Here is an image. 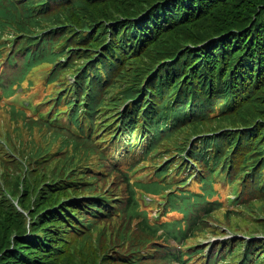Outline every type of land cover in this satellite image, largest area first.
Returning <instances> with one entry per match:
<instances>
[{"label":"trees","instance_id":"16d2710c","mask_svg":"<svg viewBox=\"0 0 264 264\" xmlns=\"http://www.w3.org/2000/svg\"><path fill=\"white\" fill-rule=\"evenodd\" d=\"M176 1V6L167 4L154 12V21L146 25L135 42H131L126 40L123 17H126L127 7L121 0H0V91L9 96L16 91L15 84L22 87L27 81L33 85V79L37 77L49 83L47 90L50 83L61 82L66 87L62 99H77L74 110H69L72 118L79 122L83 117L78 109L82 97H85L86 118L90 127L95 128L83 139L77 137L76 152L51 165L52 169L47 173L43 171L39 176V167H32L29 178L33 179L24 176L22 188L19 183L23 170L17 173L15 192L19 194L21 207L28 212L30 226L27 227L26 216L13 204L0 211V264H79L74 259L77 248L94 236L100 238L105 230L101 223L112 218L117 208L124 215L114 232L113 241L123 237L124 242L115 245L98 264L199 263L201 259L194 246H190L193 243L190 237L206 231V222L221 208V201L209 199L217 192L214 170L218 166L223 167L230 182L237 180L241 189L253 185L243 189L246 194L243 201H238L246 211L251 210L248 200L264 199V84L258 90L263 99L260 103L255 101L252 106H245L229 102L217 107L230 94L208 99L201 97L195 92L193 76L183 71L190 73L208 67L213 74L216 49L210 48V44L194 58H183V53H187L181 50L185 47L186 30L190 26L195 33L187 40L194 43L231 31L223 38L225 46H229L228 41L232 39V44L238 47L239 41L246 37L240 48L254 64L255 53L260 49L262 65L256 67L261 71L260 79L264 83V0ZM13 37L15 40L11 45ZM136 44H140L138 50ZM62 55L67 56V64L61 62ZM103 59L106 60L101 62ZM166 59H169L167 63L161 65L149 80L152 100L142 101L143 96L139 99L141 107L148 105L147 109L141 112L137 102L128 107L122 129L117 128L118 120L110 123L117 115L118 103L124 97H138L143 91L140 85L144 75L155 63ZM99 64H105L104 68L100 69ZM8 69L14 73L9 78L10 86L6 87L2 82L9 76ZM106 69L109 70L104 73ZM71 70L77 72V77L70 82L66 73ZM104 74L106 89L98 90ZM159 82H163V86L156 90ZM172 86L178 90L163 101L164 93ZM56 88L55 85L50 91V97ZM189 103V111L183 112ZM153 111L155 114L162 111L160 119L150 117ZM170 115L173 120L168 124ZM243 115L250 116V120ZM166 118V127L159 130L160 120ZM82 123L86 125L84 120ZM224 128L209 138L200 137L190 147L185 142L186 155L198 168L194 183L195 186L201 185L202 193L187 189L188 184L182 179L171 186L165 205L176 209L174 211L181 213L182 218L167 219L150 226L143 216H139L143 225L138 232L132 225L137 204L135 192L126 184V181L130 184L134 171L140 169L138 165L124 164L118 168L117 163L123 162L120 159L113 165L104 161L79 164L83 156L88 158L90 154L106 160L125 157L123 160L127 161L136 156L126 155V150L132 152L139 145H145L141 155H146L145 161L149 162L140 172L153 173L158 179L155 190H163L170 185L163 182L172 167L164 165L159 168L156 163H150V157L156 151L161 153L166 139L173 135L177 147L181 137L213 133ZM98 133H102L106 141L95 140L94 135ZM104 142L108 145L102 146ZM121 150L123 154H119ZM2 160L12 170L20 165L9 160L8 154L2 156ZM40 162L36 160L35 164ZM183 165L181 161L178 167ZM183 168L192 169L189 165ZM116 175L117 182H114ZM93 213L97 215L94 218ZM98 229L101 231L96 233ZM157 231L164 234L158 235ZM171 239L176 241L177 248L169 243ZM257 244L251 243L247 251L241 252V264H253L260 258L264 244L262 249L254 251ZM220 257L221 251L215 247L209 261L215 264ZM234 258H239L237 250Z\"/></svg>","mask_w":264,"mask_h":264},{"label":"rangeland","instance_id":"374dc122","mask_svg":"<svg viewBox=\"0 0 264 264\" xmlns=\"http://www.w3.org/2000/svg\"><path fill=\"white\" fill-rule=\"evenodd\" d=\"M7 71L8 74L14 73L13 70L11 69H8ZM20 115H21L22 123L25 125L24 128L25 130L20 133L19 132L15 133L17 144L18 145L23 144V147L17 151L18 155H20L21 157L31 156L32 158H36L37 148L39 146H41L40 154L51 155L55 152L63 151V149L66 146L65 139L69 135L65 129H62L58 126L42 125L37 122L35 124L28 123L27 119L26 118L24 119V113L22 112V114ZM42 147H45V149H43ZM22 170H23V166L20 164L15 167V170L12 174L6 173L4 175V180L7 183L8 190L13 191L15 189V184L18 180L17 173L21 172ZM231 193L232 192H230L229 194ZM248 198H250V196H248ZM263 203L264 202L261 201L260 199H255L251 201V209L254 210L255 213L260 215L264 207ZM132 221H133L132 224L133 228H135V230L138 232V230H140L141 226L143 225L142 219L138 218V219H133ZM255 225L257 226V224ZM157 232L158 235L164 234L163 231H157ZM257 233H259L260 235L264 234L262 232H257ZM212 236L213 235H211L210 237ZM169 243H171V245L174 248H177V243L174 239H171ZM168 264L170 263L168 262ZM174 264H177V262H174Z\"/></svg>","mask_w":264,"mask_h":264},{"label":"clouds","instance_id":"9594fccd","mask_svg":"<svg viewBox=\"0 0 264 264\" xmlns=\"http://www.w3.org/2000/svg\"><path fill=\"white\" fill-rule=\"evenodd\" d=\"M0 208H1V209H0V211H1V210H2V206H0Z\"/></svg>","mask_w":264,"mask_h":264},{"label":"bare ground","instance_id":"6f19581e","mask_svg":"<svg viewBox=\"0 0 264 264\" xmlns=\"http://www.w3.org/2000/svg\"><path fill=\"white\" fill-rule=\"evenodd\" d=\"M115 132V131H114ZM113 141V140H112Z\"/></svg>","mask_w":264,"mask_h":264}]
</instances>
